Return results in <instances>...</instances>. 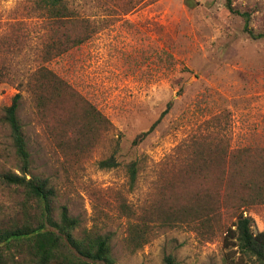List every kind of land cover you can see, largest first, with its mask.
Here are the masks:
<instances>
[{
  "label": "rangeland",
  "instance_id": "374dc122",
  "mask_svg": "<svg viewBox=\"0 0 264 264\" xmlns=\"http://www.w3.org/2000/svg\"><path fill=\"white\" fill-rule=\"evenodd\" d=\"M227 0H68L91 37L68 53L44 61L51 35L37 0H0V110L21 92L18 117L32 154L34 174L49 177L61 204L79 219V229H96L112 238L123 264H163L172 253L178 264H227L225 227L211 240L189 226L156 225L148 242L129 244L133 211L154 201L170 177L203 138L229 148L264 146V38L244 30L242 15ZM251 14L250 26L264 32V0H232ZM41 65L59 73L111 121L84 156L64 153L41 120L26 87ZM171 103L169 112L140 144L135 136L148 129ZM0 139L11 146L9 130ZM121 164L101 168L116 145ZM140 157L138 179L130 186L126 163ZM14 155L5 167L15 168ZM2 165H0V170ZM16 193L0 185V209L11 212ZM264 230V205L246 212Z\"/></svg>",
  "mask_w": 264,
  "mask_h": 264
},
{
  "label": "trees",
  "instance_id": "16d2710c",
  "mask_svg": "<svg viewBox=\"0 0 264 264\" xmlns=\"http://www.w3.org/2000/svg\"><path fill=\"white\" fill-rule=\"evenodd\" d=\"M226 4L231 12L242 15L251 38H264V32L251 28L249 12L235 9L232 0ZM36 8L52 28L42 53L44 61L68 53L91 37L89 22L77 16L68 0H37ZM5 79L7 72L1 67L0 81ZM26 87L47 131L66 154H88L112 125L90 99L46 65L32 71ZM21 98V92L16 93L0 110V127L8 128L12 141L9 146L0 139V185L16 193L14 209H0V264H123L114 255L111 236L96 229L78 232L79 219L61 204L50 178L32 173V154L18 117ZM171 107L168 103L133 144L143 142ZM120 150L117 144L99 166H119ZM13 155L16 167H5L3 163ZM140 160L136 157L126 163L131 187L138 179ZM179 165L164 178L154 201L138 212L123 205L135 219L128 228L129 244L141 247L156 225H186L205 240L213 239L224 226L227 264H264V230L246 214L249 208L264 205V146L231 149L223 141L203 138ZM163 264H178V260L170 253Z\"/></svg>",
  "mask_w": 264,
  "mask_h": 264
}]
</instances>
